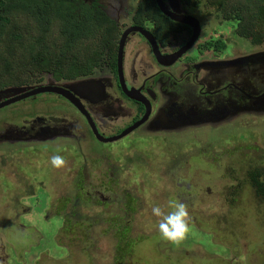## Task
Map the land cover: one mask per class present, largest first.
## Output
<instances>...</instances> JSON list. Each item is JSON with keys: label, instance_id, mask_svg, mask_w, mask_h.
<instances>
[{"label": "flooded vegetation", "instance_id": "1", "mask_svg": "<svg viewBox=\"0 0 264 264\" xmlns=\"http://www.w3.org/2000/svg\"><path fill=\"white\" fill-rule=\"evenodd\" d=\"M163 1L169 12L178 18L191 17L199 25L198 37L191 48L172 65L166 67L156 62L151 45L138 32V29L150 34L161 56L166 57L174 54L189 42L193 36V29L185 23L172 21L163 15L155 0H153V5L152 0H130L131 4H122L124 0H63V3L70 8L73 14L70 18L74 20L71 23V29L73 33L76 31L74 33L76 37L79 34L81 36L74 40L76 42L73 48L74 53L78 52L81 61H97V65L76 79L53 80L50 75H40L29 80L27 84H20L21 86L13 84L5 89H0V102L7 99L2 96L1 92L8 89H23L20 91L21 93L46 85L68 89L78 98L94 123L98 134L106 141H99L94 136L86 117L62 96L54 93H41L25 98L16 103L39 99L38 104L42 102L43 106L49 109L51 105L55 106L59 101H64L71 106V109L66 107L64 113L57 111L44 113L41 110L32 112L25 107L24 111L6 119L3 124L7 127L0 131V145L11 144L12 147L0 148L1 156L6 157L0 160V166L5 168L2 171L0 182L5 183V179L9 180L3 185L4 190H9L10 184H14L16 190L23 189L25 191V197L18 192L12 196L14 199L11 202L17 203V210L20 211V203L29 205L28 202L25 203V200L34 195L32 184L19 176L13 168L15 165L11 160L18 158L15 153L23 147L33 143L42 146L53 138H60L61 143L49 148L52 150L50 151L52 155L59 154L65 156V159L71 158L73 162L76 159L70 156L72 151L75 150V156L84 155L80 156L84 160L81 166H84L83 169L67 178L61 174L58 176L55 170L52 175L55 179L51 181L50 178L48 181L49 185L55 189L63 183L72 186V193L68 196L69 199L63 210L71 207L67 218L74 219L75 210H78L82 216L81 224L88 220H95V218L105 224L102 215L109 212V224L113 232L111 237L119 246H125L127 251L132 249L134 251L141 243L139 237L131 235L134 224L139 219L135 217V210L131 211V204L124 202L126 199L118 202L119 211L122 212L121 219H118L115 214H111L108 208L113 204V187L121 186L123 179L119 177L120 173H126L128 179H131L132 176L142 175L144 177L147 173L157 170L162 173L166 187L168 181L173 183L174 171H180V179L176 177L177 195H174L173 199L183 202L188 209L191 204V209L200 204L195 200H205L204 193L214 194L212 184L215 181L229 180L230 184L220 191L219 202L224 204L222 206L224 209L232 211L227 213V216H231L232 219L245 216L249 221L248 226L252 227L251 232L245 236L246 248L244 249L247 251L245 264H264V225L256 231L254 221L250 220V217L254 215L258 221L264 220V150L258 148L256 152L243 151L237 149L236 146L239 144H234L238 143L236 139L239 136H244V140L239 142L253 144L250 140L258 138L262 134L257 131L258 129L249 127L245 123L237 125L230 123L238 115L237 112L239 114H262L261 116L264 117V38H258L256 39L258 43H254L251 36L248 38L238 36L235 28L227 30L230 31L227 37L216 32L215 29L221 28L223 23H227V27L230 26L229 22L225 20L226 15H234V12L225 14L216 0ZM0 2L5 4V7L1 6L0 8V13H2L4 10L7 11L6 4L12 1L0 0ZM225 8L230 10L231 5H226ZM211 18L214 20V24L212 30H208ZM236 24L238 25L239 22L236 21ZM84 26L86 28L82 31ZM127 30L129 33L125 37L122 47V78L125 87L135 90L136 96L144 103L129 99L124 94L118 80L119 45L123 33ZM206 32L210 37L208 41L203 38ZM231 36H235V39ZM236 38L248 40V45L255 48L249 52L236 54L235 45L238 41ZM215 42L223 44L224 49L215 50L213 47H209L214 46ZM2 49V44H0V52ZM192 50L194 52L189 55ZM27 75L28 71L24 76ZM12 96L9 95V97ZM147 106L148 116L146 118ZM77 117L82 119V126L79 125L80 123L78 124ZM143 119L144 121H142ZM248 120L251 121V119ZM263 120H259L257 125H260ZM12 121H19L20 124H14ZM10 122L12 123L10 124ZM223 123H229L225 127L230 128L229 133L221 134L224 137H221L220 141L216 138L217 140L215 139L210 150L196 152L204 145L197 141L193 134L194 131H199L205 125L213 127ZM169 124L176 125L170 130L171 132H181L190 128H195V130L188 134L185 133L187 138L180 137L177 140L152 134L167 130ZM80 129H83L84 132H81ZM215 129L223 128L220 126ZM235 129H238V133ZM233 132L235 133L233 134ZM121 134L124 135L119 139L108 141V139ZM227 137L234 141L223 143L222 139ZM81 140L85 145L81 144ZM261 141L263 142L264 139ZM90 144H96L100 148L89 153L87 146ZM176 152L178 155L175 157ZM206 153L208 154L206 155ZM96 160L102 162L107 160L108 164L104 169L101 168L96 173H92L86 164ZM46 163L47 161H40L37 167L44 166L50 169L51 165ZM25 164L30 165L28 162ZM110 164L114 165L110 166ZM67 167H62L60 173L66 174L72 170ZM9 168H12L14 172H10ZM162 168H166L164 172L167 176ZM14 177L20 180L15 182ZM37 180L38 178L35 179V182ZM177 183H179L178 186ZM36 185L45 189L43 182ZM140 185L142 184L140 183ZM186 186L187 188H185ZM30 190L32 193H29ZM132 192L136 195L126 193V197L134 200L136 206L133 207L143 205V199L137 196L135 186H133ZM81 197L89 201L96 200L97 204L103 205L107 210L100 211L102 208L99 209L98 214L100 215L90 212L84 214L85 212L80 209L83 204ZM201 197L203 198L201 199ZM63 198L66 199L67 195ZM165 199L169 201L166 197ZM243 204L246 208L258 209V212L245 213L246 209ZM27 210L30 212L31 208ZM166 210H169L167 202ZM141 213L144 214L143 209ZM124 215L125 220L121 223ZM189 216L191 221H200L199 214H194L193 211L189 213ZM232 219L225 223L230 226ZM118 223H120L119 226ZM102 231H105V228ZM223 231L231 230L223 229ZM101 232L99 234L103 236ZM219 233H221L220 229L219 232L215 230L214 237H222V234L220 236ZM133 235L138 236L137 234ZM157 235L159 239H163L159 230H157ZM182 242L186 241L182 240L180 243ZM192 242H194L193 245L200 246L195 240ZM10 243L14 251L6 253L9 258H6L5 262L0 260V264H6L9 259L22 260L21 248L14 245L13 242ZM153 245L157 247L155 240ZM226 248L228 253L233 255L229 260L218 256L200 258L195 253L184 255L182 253L184 247H182L179 249L181 254L177 256V260L165 259L164 264H236L241 246L232 244ZM15 256L17 257L14 258ZM132 256L133 252L128 258H132ZM20 262L24 263V260ZM138 264L159 263L144 258Z\"/></svg>", "mask_w": 264, "mask_h": 264}, {"label": "rangeland", "instance_id": "2", "mask_svg": "<svg viewBox=\"0 0 264 264\" xmlns=\"http://www.w3.org/2000/svg\"><path fill=\"white\" fill-rule=\"evenodd\" d=\"M122 4H131V2L130 0H124ZM213 24L214 20L211 18V23L207 27L208 30H212ZM229 28H231V26L227 27V23H223L221 28H217L215 31L224 37H227V35L230 33V31H227ZM203 38L206 41L210 40L209 33L206 32ZM231 38L235 39V36H231ZM236 39H238L237 45H235L236 54H240V52H249L255 48L248 45V40L246 41L239 38ZM224 43L226 44V42ZM23 46L26 47L27 45L23 44ZM193 52L194 51L192 50L189 55ZM26 77L27 76H23V78ZM38 101L39 99L27 100L1 108L0 131L7 127L3 124L6 119L12 118L13 116L17 115V113L24 111L25 107L30 109L32 112L41 110L44 113H53L54 111L64 113V109L66 107L71 109V106L64 101H59V103H57L55 106L51 105L49 109H46L47 107L43 106L42 102L38 104ZM236 114L238 115L234 120H231L230 123L233 125L245 123L249 125V127L258 129L257 131L262 134V136L260 135L258 138H253L250 140L253 144H244L239 142L244 140V136H239L236 139L238 140V143H234L239 144V146H236L238 147L237 149H241L243 151L252 150L255 152L258 148H262L264 150V141H261L264 139V120L260 123V125H257L259 120L264 119V117L261 116L262 114H239L238 112ZM77 118L78 124L80 123L79 125L82 126V119L80 117ZM248 119H251V121ZM12 122L14 124H20L18 123L19 121ZM12 122H10V124ZM227 125H229V123H223L213 127L205 125V127L199 129V131H194L195 128H190L181 132H171L170 130L175 128L176 125L169 124L167 130L157 131L156 133L152 134L177 140L180 139V137L187 138L185 133L188 134L191 133V131H194L193 134L197 141L204 145L196 152L208 151L214 144L216 138L218 141H220L221 137H224V135L221 134L229 133L230 128H225ZM220 126L223 129H215ZM80 131L84 132L83 129H80ZM235 131L238 133V129H235ZM143 133L145 134V132ZM234 133L235 132H233V134ZM190 139H188V141H190ZM227 141L231 142L234 141V139L228 137L222 139L223 143H227ZM59 143H61L60 138H53L46 145L41 146L37 145L38 143H33L30 146L23 147L16 151L15 154L18 158H12L11 160L15 165L13 168L18 172L19 176H22V178L28 180L32 184V189L34 192V195L27 197L25 200V203L28 202L29 205L22 203L19 204V206H21L20 211L16 209L17 203L11 202L14 199L12 196L18 192L21 196L24 195L25 197V191L23 189L16 190L14 184H10L9 190H4L3 185L9 180L5 179V183L2 181L0 182L1 262H5L6 258H9V255L6 256V253H11L14 251L10 243L13 242L14 245H17L21 248L20 252L22 254V258H18H21L22 260L9 259L10 263L7 260L6 264H69L71 262V264H138L139 261L144 258L148 259V261H157L159 264H164L165 259H171L172 261L177 260V256H180L181 254L179 249L182 247H184V250H182L184 255L188 253H195L198 254L200 258L206 259L218 256L220 258L229 260L233 255L228 253L226 247L232 244L241 246V250L239 251V254L236 258L238 259V261L236 260V264H245L247 258V251L244 249L246 248L245 236L251 232L252 227L248 226L249 221L246 220L245 216H238L236 219H232L231 216H227L226 214L231 213L232 211L230 209L228 210L227 208L224 209L222 207L224 204L219 202L220 191L223 189V187L230 184L229 180L215 181L212 184L214 187L213 195L204 193L206 195L205 200H195V202L200 204H197L193 209H191L192 204L190 205V208L188 209L189 213H192L193 211L194 214H199L200 221L194 222L189 220L190 230L187 233L185 239H183L186 242L174 245L170 242H166L167 240L165 239L158 238V218L152 214V207L159 205L164 209V211H167L166 202L168 203V201L165 199V197L170 199L173 198L174 195H177L175 185L176 177H180V171L175 170L174 175L172 176L171 174L173 183L168 181L166 187L164 184V179L162 178V173L157 170L147 173V175L144 176L146 179H144L142 175H136V177L132 176L131 179H128L126 173H120L119 177L123 179L121 181V186L113 187V204L108 208L110 209L111 214H115L118 219H121L122 212L119 211L120 205L118 202L126 199L124 202L131 204V211L135 210V217L139 218L134 224L135 226L133 227V232L131 235L132 237H139V239H141V243L134 249V251L133 249L127 251L125 246H119V244H116V242L111 237L113 232L111 231L109 224V212L102 215L105 224H103L98 218H95V220H88L86 223H82V225L80 223L82 216L78 210H75L74 219L67 218V215H69L71 212V207L69 206L65 209V211L63 210L65 203L69 199L68 196L72 193V186H68L63 183L55 189L49 185L48 181L50 178L51 181L55 179V177L52 176L55 173V170L58 176L61 174L67 178L83 169L84 166H81L83 165L84 160L83 158H80V156L83 157L84 155L79 156L77 153L78 155L75 156V150L72 151L70 156L76 159L75 162H73L71 158H66L65 165L63 166H68L67 168L72 170H69L66 174L63 172L60 173V169L62 168H55L50 163V158L52 156L50 151L52 150L49 149L51 147L57 146ZM81 144L85 145L83 140H81ZM0 146H2L0 148L12 147L11 144H2ZM98 148H100V146L96 144H90L87 146L89 153L96 151ZM207 154L208 153H206V155ZM177 155L178 152H176L174 156L176 157ZM5 158L6 157L1 156L0 154V160ZM40 161H47L46 164L51 165L49 167L50 169L44 166L38 168V162ZM25 162L30 163V165L25 164ZM106 164H108L107 160L104 162L96 160L86 165L92 173H96L101 168L104 169ZM113 165L114 164H110V166ZM4 170L5 168L0 166V179H2L1 175L2 171ZM165 170L166 168H162L163 172ZM9 171L14 172L12 168H9ZM164 174L167 176L166 172H164ZM37 178L38 180L35 182V179ZM17 180L20 179H16L15 182ZM124 181L129 182L130 184H126ZM40 182L44 183L45 189L36 185L40 184ZM140 183L142 185H140ZM178 185L179 183H177V186ZM133 186H135L137 189V196L143 199L144 204L139 205V207H133L136 206L134 200L126 197V193L134 194L132 192ZM185 188H187V186ZM29 193H32V190H30ZM66 195L67 198L64 199L63 197ZM60 197L61 200H59ZM89 198L91 199V197ZM202 198L203 197H201V199ZM81 199L83 204L80 209L82 212H85L84 214L90 212L91 214L100 215L98 214L99 209L102 208L100 211L107 210V208H105L103 205L97 204L98 202L96 200H92V202L85 199L84 197H81ZM243 207L246 209L245 213L258 212V209L255 208H246L245 204H243ZM28 208H31L30 212H27ZM142 209L144 210V214L141 213ZM230 219H232V222L231 225L228 226L225 221ZM124 220L125 215L121 223H123ZM250 220L254 221L253 223L256 225V231H258L264 225V220L258 221V218L255 215L250 217ZM192 222L193 224H190ZM119 225L120 223H118V226ZM104 228L105 231H102ZM219 229L221 230L219 235L221 236L222 234V237L215 238L213 233L215 230L219 232ZM223 229H230L231 231H229L230 233L226 231L222 232ZM79 230H81V232H79ZM100 232L103 234V236L99 234ZM133 234H137L138 236H134ZM154 240L155 243H157V247L153 245ZM192 240H195L197 243H199L201 247L198 245H193L194 242H192ZM132 252V258H128ZM23 260L24 263L20 262Z\"/></svg>", "mask_w": 264, "mask_h": 264}, {"label": "trees", "instance_id": "3", "mask_svg": "<svg viewBox=\"0 0 264 264\" xmlns=\"http://www.w3.org/2000/svg\"><path fill=\"white\" fill-rule=\"evenodd\" d=\"M216 1L225 14L234 12L232 16L226 15L225 20L232 29L235 28L238 36H251L254 43H258L256 39L264 38V0ZM10 2L6 4L7 11L0 13V44L3 48L0 52V89L27 84L40 75H50L53 80L76 79L97 65V61H81L78 52L74 53V40L81 36L74 35L76 31L73 33L71 29L74 20L70 19L73 14L63 0ZM226 5H231V9L227 10ZM1 6L5 7V4L0 2ZM236 21L238 25H235ZM209 47L222 50L224 46L215 42ZM27 71V77L23 78Z\"/></svg>", "mask_w": 264, "mask_h": 264}, {"label": "water", "instance_id": "4", "mask_svg": "<svg viewBox=\"0 0 264 264\" xmlns=\"http://www.w3.org/2000/svg\"><path fill=\"white\" fill-rule=\"evenodd\" d=\"M155 3L159 9V11L167 16L169 19H171L172 21H177V22H181V23H185L187 25H189L190 27H192L193 29V36L192 38L189 40V42L187 44H185L181 49H179L177 52H175L174 54H171L169 56H161L160 52L157 50V46L155 45V42L153 40V38L151 37L150 34H148L147 32L138 29V32L144 36L146 38V40L149 42V44L152 47V51H153V55L155 57V60L158 64H160L161 66H170L172 65L175 61H177L182 55H184L187 50H189L191 48V46L193 45V43L196 41L198 34H199V25L197 23V21L191 17H186V18H178L177 16H175L173 13L169 12L166 4L164 3L163 0H155ZM129 33V30L125 31L121 37V41H120V45H119V51H118V57H117V73H118V80L119 83L121 85V88L124 92V94L131 100H135L138 102H143L142 99H140L138 96H136L135 94V90L133 89H127L124 85L123 82V78H122V73H121V65H122V47H123V43L125 40V37L127 36V34ZM20 91H23V89H8L6 91H2L1 93H3V97H6L7 99H5L4 101L0 102V109L3 107H6L10 104L19 102L25 98L28 97H32L35 96L37 94H41V93H54L57 95L62 96L64 99H66L73 107H75L82 115H84L87 119V122L89 123L94 136L99 140V141H106L104 140L97 132L94 123L92 122L91 118L89 117V115L85 112L83 106L81 105V103L79 102L78 98L75 97L68 89H64L62 87H52L49 85L43 86V87H37L34 89H31L29 91H25L23 93H21ZM19 93V94H18ZM12 96V97H9ZM144 103V102H143ZM148 116V106L146 107V113H145V117L147 118ZM144 117V118H145ZM144 121V119L142 120ZM138 124V123H137ZM136 124V125H137ZM135 125V126H136ZM124 134H121L115 138H110L108 139V141L112 142L114 140L119 139L120 137H122Z\"/></svg>", "mask_w": 264, "mask_h": 264}, {"label": "clouds", "instance_id": "5", "mask_svg": "<svg viewBox=\"0 0 264 264\" xmlns=\"http://www.w3.org/2000/svg\"><path fill=\"white\" fill-rule=\"evenodd\" d=\"M50 163L55 168H62L65 165V158L62 155L54 154L50 158ZM168 211L159 206L152 207V214L158 218V230L161 237L172 243H180L185 239L190 230L189 211L186 204L170 198L168 201Z\"/></svg>", "mask_w": 264, "mask_h": 264}]
</instances>
